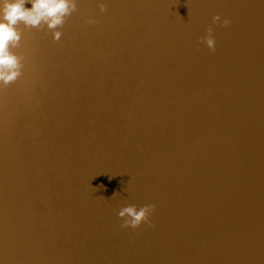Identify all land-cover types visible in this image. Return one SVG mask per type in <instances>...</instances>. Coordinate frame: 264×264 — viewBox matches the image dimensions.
<instances>
[{"label":"water","instance_id":"1","mask_svg":"<svg viewBox=\"0 0 264 264\" xmlns=\"http://www.w3.org/2000/svg\"><path fill=\"white\" fill-rule=\"evenodd\" d=\"M75 3L11 48L0 264H264V0Z\"/></svg>","mask_w":264,"mask_h":264},{"label":"clouds","instance_id":"2","mask_svg":"<svg viewBox=\"0 0 264 264\" xmlns=\"http://www.w3.org/2000/svg\"><path fill=\"white\" fill-rule=\"evenodd\" d=\"M30 5V7H26ZM75 0H0V87L17 80L22 74L21 58L16 56L11 48L16 47L21 39L19 25L24 27H39L46 24L49 30L62 26L65 17L75 11ZM101 5V12H105ZM221 20L219 15L213 17V23ZM93 23V21H89ZM229 20L223 21L228 26ZM62 33L53 31V40H59ZM203 43L210 50L215 49V39L212 29H208V36ZM153 205H146L137 209L135 205L122 208L118 216L123 220L122 227L136 229L141 224H150L149 217L154 212Z\"/></svg>","mask_w":264,"mask_h":264}]
</instances>
